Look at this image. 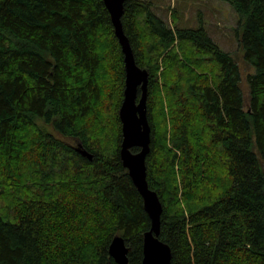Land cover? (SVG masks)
Segmentation results:
<instances>
[{
    "label": "trees",
    "instance_id": "obj_1",
    "mask_svg": "<svg viewBox=\"0 0 264 264\" xmlns=\"http://www.w3.org/2000/svg\"><path fill=\"white\" fill-rule=\"evenodd\" d=\"M222 1L254 69L247 109L238 63L204 28H172L143 0L122 17L150 75L147 180L172 264H264V0ZM124 89L103 0H0V264H116L117 236L142 264L151 223L120 157Z\"/></svg>",
    "mask_w": 264,
    "mask_h": 264
},
{
    "label": "water",
    "instance_id": "obj_2",
    "mask_svg": "<svg viewBox=\"0 0 264 264\" xmlns=\"http://www.w3.org/2000/svg\"><path fill=\"white\" fill-rule=\"evenodd\" d=\"M119 41L125 65L124 99L119 110L122 124V143L120 157L124 169L138 190L143 208L150 220V229L143 238L142 264H172V251L169 245L160 240L163 205L158 194L150 189L147 180V156L151 152L152 128L148 119L149 72L136 63L129 38L123 28L122 17L126 0H103ZM138 152L134 153L133 150ZM82 156L93 157L80 145L77 149ZM124 238L117 236L109 247L110 257L116 264H129Z\"/></svg>",
    "mask_w": 264,
    "mask_h": 264
},
{
    "label": "rangeland",
    "instance_id": "obj_3",
    "mask_svg": "<svg viewBox=\"0 0 264 264\" xmlns=\"http://www.w3.org/2000/svg\"><path fill=\"white\" fill-rule=\"evenodd\" d=\"M143 1L151 3L153 13L172 28L194 30L204 28L221 50L235 58L240 68L241 87L245 94L247 109L249 106L247 77L254 73V69L247 68L243 60V52L239 47L236 33L239 17L233 8L222 0Z\"/></svg>",
    "mask_w": 264,
    "mask_h": 264
},
{
    "label": "bare ground",
    "instance_id": "obj_4",
    "mask_svg": "<svg viewBox=\"0 0 264 264\" xmlns=\"http://www.w3.org/2000/svg\"><path fill=\"white\" fill-rule=\"evenodd\" d=\"M61 180V179H60Z\"/></svg>",
    "mask_w": 264,
    "mask_h": 264
}]
</instances>
